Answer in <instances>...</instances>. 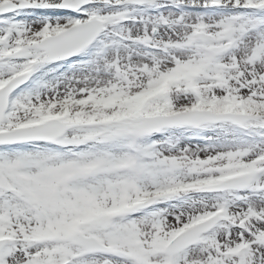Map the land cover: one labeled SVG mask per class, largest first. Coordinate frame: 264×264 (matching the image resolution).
Here are the masks:
<instances>
[{
	"label": "snow or ice",
	"instance_id": "snow-or-ice-1",
	"mask_svg": "<svg viewBox=\"0 0 264 264\" xmlns=\"http://www.w3.org/2000/svg\"><path fill=\"white\" fill-rule=\"evenodd\" d=\"M0 264H264V0H0Z\"/></svg>",
	"mask_w": 264,
	"mask_h": 264
}]
</instances>
